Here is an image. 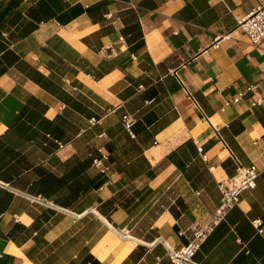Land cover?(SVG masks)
Segmentation results:
<instances>
[{"label": "crops", "instance_id": "obj_1", "mask_svg": "<svg viewBox=\"0 0 264 264\" xmlns=\"http://www.w3.org/2000/svg\"><path fill=\"white\" fill-rule=\"evenodd\" d=\"M263 4L0 0V264H172L232 154L257 187L195 262L264 264V42L238 28Z\"/></svg>", "mask_w": 264, "mask_h": 264}, {"label": "built area", "instance_id": "obj_2", "mask_svg": "<svg viewBox=\"0 0 264 264\" xmlns=\"http://www.w3.org/2000/svg\"><path fill=\"white\" fill-rule=\"evenodd\" d=\"M238 28L245 33L253 46L264 42V4L256 7L249 15L242 19ZM219 39L220 37H217L216 47H219ZM256 89L257 85H250L248 87V91H255ZM241 98L242 94L235 99V102H239ZM261 105H263L262 99L252 103L253 107ZM122 123L125 130L132 135V128L135 123L134 119L129 115H124ZM199 150L202 152L201 148ZM231 156L238 165L237 173L233 178L219 184L223 198L216 215L206 225H198L193 229L192 238L187 245L177 249L164 243L172 264H198L195 262V255L202 247L215 223L240 203L242 194L245 191L254 190L257 187V180L260 176L258 168L255 165L249 167L243 166L233 154ZM94 165L101 168L102 173L107 172V168H104L102 165V160H94Z\"/></svg>", "mask_w": 264, "mask_h": 264}]
</instances>
